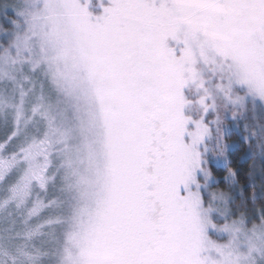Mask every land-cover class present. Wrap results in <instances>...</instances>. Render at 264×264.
Returning <instances> with one entry per match:
<instances>
[{
	"label": "snow or ice",
	"instance_id": "1",
	"mask_svg": "<svg viewBox=\"0 0 264 264\" xmlns=\"http://www.w3.org/2000/svg\"><path fill=\"white\" fill-rule=\"evenodd\" d=\"M0 264H264V0H0Z\"/></svg>",
	"mask_w": 264,
	"mask_h": 264
},
{
	"label": "trees",
	"instance_id": "2",
	"mask_svg": "<svg viewBox=\"0 0 264 264\" xmlns=\"http://www.w3.org/2000/svg\"><path fill=\"white\" fill-rule=\"evenodd\" d=\"M232 140L238 141V135L234 134ZM238 143L239 146L231 152L229 159L231 161V167L239 171L240 183L245 186L244 196L248 197L250 196L252 189L247 187V185L254 181V172L251 177L248 176L253 161L245 155L246 145L242 141H239ZM260 183L257 182V189H259Z\"/></svg>",
	"mask_w": 264,
	"mask_h": 264
},
{
	"label": "rangeland",
	"instance_id": "3",
	"mask_svg": "<svg viewBox=\"0 0 264 264\" xmlns=\"http://www.w3.org/2000/svg\"><path fill=\"white\" fill-rule=\"evenodd\" d=\"M235 134V133H234ZM234 134L230 137V142H232V137L234 136ZM236 148H234L233 150H235ZM232 150V151H233ZM254 182L255 184H257V182L260 183V171L259 168H257V170L254 172Z\"/></svg>",
	"mask_w": 264,
	"mask_h": 264
}]
</instances>
